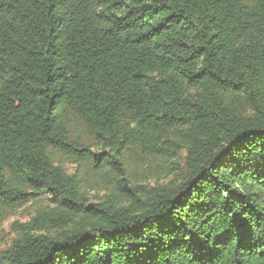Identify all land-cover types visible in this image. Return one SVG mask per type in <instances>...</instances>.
I'll use <instances>...</instances> for the list:
<instances>
[{
  "label": "trees",
  "instance_id": "trees-1",
  "mask_svg": "<svg viewBox=\"0 0 264 264\" xmlns=\"http://www.w3.org/2000/svg\"><path fill=\"white\" fill-rule=\"evenodd\" d=\"M26 207L0 264H264V0H0Z\"/></svg>",
  "mask_w": 264,
  "mask_h": 264
},
{
  "label": "rangeland",
  "instance_id": "rangeland-1",
  "mask_svg": "<svg viewBox=\"0 0 264 264\" xmlns=\"http://www.w3.org/2000/svg\"><path fill=\"white\" fill-rule=\"evenodd\" d=\"M31 215H32V209L26 207L16 210L13 214H11L10 217L6 219V221L1 225V231H0V245L2 248L5 247L7 244H9L10 241L15 236L13 224L24 223L28 221Z\"/></svg>",
  "mask_w": 264,
  "mask_h": 264
}]
</instances>
